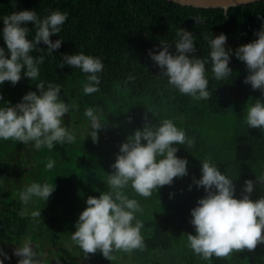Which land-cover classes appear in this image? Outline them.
<instances>
[{
  "label": "trees",
  "instance_id": "1",
  "mask_svg": "<svg viewBox=\"0 0 264 264\" xmlns=\"http://www.w3.org/2000/svg\"><path fill=\"white\" fill-rule=\"evenodd\" d=\"M21 9H34L39 16L53 10L66 11L68 16L61 32L50 36L52 40H63L51 55L47 45L39 42L40 51L31 53L34 57L44 56L39 77L31 81L22 74L15 85L5 81L0 85V101L15 104L29 90L39 94L35 83L40 80L45 86L48 82L61 85V98L79 105L78 110L63 117L65 125L76 132L77 142L36 150L31 143L0 140V246H20L25 238H30L34 247L40 245L44 249L48 245L56 249L59 244L73 257H90V264H209L187 244V234H194L189 210L205 194L202 186L198 188L193 183V177L200 175V160L210 157L221 172L233 178L237 197L245 179L254 181L250 198L264 194L257 181V175L264 174V130L247 126L244 119L246 106L260 98L261 93L243 82L248 69L232 56L229 66L233 73L227 80H215L210 65H206L210 97L196 100L157 76L159 69L148 50L158 51L160 40L164 39L168 40L169 51L174 52L173 40L179 27L196 37L194 55L206 56L209 48L204 36L221 32L227 35L225 47L235 50L255 39L260 17H264V0L226 10L169 0H16L15 8L10 0H0V17ZM194 17H200L201 22L197 23ZM26 26L31 38L35 32L32 22H26ZM0 46H5L2 38ZM81 51L102 58L104 68L99 73L98 93H83L86 74L78 68L57 66L63 53ZM130 75L134 77L131 80ZM89 106L100 109V118H105L96 142L86 135L88 121L83 111ZM145 118L157 123L170 118L193 139L191 146L179 145L176 153L189 161L188 174L160 186L148 198L137 196L130 187L126 189L144 208L143 214H137L144 224L143 249L115 250L110 260L99 250L85 254L72 240V246L68 241L75 221L86 207L87 196H98L107 190L106 180L113 171L110 165L119 144L135 128L142 127ZM48 159L55 161L54 168L44 166ZM32 182L54 183L55 188L46 201L29 204L28 213L21 217L19 212L25 205L18 193ZM39 208L41 222L36 223L30 212ZM73 257L66 254L59 264H78ZM45 264L57 262L47 260ZM211 264H264V243L252 250L234 251L228 257L213 256Z\"/></svg>",
  "mask_w": 264,
  "mask_h": 264
},
{
  "label": "clouds",
  "instance_id": "2",
  "mask_svg": "<svg viewBox=\"0 0 264 264\" xmlns=\"http://www.w3.org/2000/svg\"><path fill=\"white\" fill-rule=\"evenodd\" d=\"M10 3L15 8L16 0H10ZM67 16L66 11L60 10L39 16L34 9H21L0 17L3 25L0 38L6 46H0V85L5 81L15 85L22 74L31 81L37 80L44 56L34 57L31 53L40 51L38 44L41 41L47 45L49 55L61 46L63 38L52 40L50 36L61 32ZM194 19L201 22L200 17ZM260 19L261 26L254 32L255 39L238 45L235 50L225 47L227 35L221 32L204 36L209 48L206 56L194 55L196 37L179 27L173 40L174 52L169 51L168 40L161 39L159 50L149 49L148 56L159 69L157 76L166 78L169 86L196 100L210 97L206 65H210L213 78L221 81L233 73L229 66L232 56L243 61L248 69L243 82L261 93L260 98L246 106L244 119L247 126L264 130V17ZM29 21L35 29L31 38H28L31 30L26 26ZM64 65L86 74L84 94L100 91L99 73L104 68L102 58L82 51L63 53L57 66ZM133 78L128 77L129 80ZM35 84L39 94L29 90L15 104L0 101V140L31 143L36 150H52L56 144L76 143L77 134L65 125L63 117L78 110L79 105L69 104L61 98L59 84L48 82L45 86L43 80ZM83 115L88 121L86 135L96 142L105 118L101 119V110L93 106L86 107ZM193 143V139L172 119L164 118L157 123L145 118L142 127L135 128L119 144V151L110 165L113 171L108 173L106 180L107 190L98 196L86 197V207L79 212L71 240L85 254L99 250L109 260L115 250L143 249L141 230L144 224L137 214H143L144 208L136 197L127 194L126 189L130 187L137 196L148 198L160 186L170 185L174 178L187 175L189 161L176 153L179 145L191 146ZM44 166L52 169L55 161L48 159ZM199 171L200 175L193 177V183L198 188L202 186L205 194L197 198L189 210L194 234H187L188 247L211 264L213 256L228 257L234 251L252 250L258 243H264V194L256 199L250 198L254 181L245 179L237 197L233 178L221 172L210 157L200 160ZM257 181L264 191V174L257 175ZM54 188V183L47 182L26 185L18 193L19 200L25 205L19 215L25 216L27 206L35 200L46 201ZM30 217L33 222H41L40 208L31 210ZM14 254L19 257L17 264H41L30 238L16 246ZM0 255L3 256L0 264H4L8 255L3 249H0Z\"/></svg>",
  "mask_w": 264,
  "mask_h": 264
},
{
  "label": "rangeland",
  "instance_id": "3",
  "mask_svg": "<svg viewBox=\"0 0 264 264\" xmlns=\"http://www.w3.org/2000/svg\"><path fill=\"white\" fill-rule=\"evenodd\" d=\"M70 240L71 239H68V241L70 243V246H72L73 244H72V242ZM57 245L55 246L56 249H53L52 247L50 248L48 245H46L44 247V249L40 245L34 247L35 250L37 251V253L39 254V258H40L41 264H45V261H47V260L50 263L57 262V260H59V262H61L62 260L65 259L66 254H68L71 257H73V255L70 252H66L64 246H62V245L60 246L59 244H57ZM0 247H2V246H0ZM5 247L6 246H3L1 248V249H3V252L7 253V255H8V259L4 260V264H12V262H14V263L16 262L17 263V260L19 259V257H17L14 254V249H15L16 246H14V245L8 246L7 249H5ZM66 249H68V248H66ZM73 258H75L76 260H78L77 261L78 264H90L87 261V260H90V257H89V259H87V258H80L78 256H75ZM0 259H3V256L2 255H0Z\"/></svg>",
  "mask_w": 264,
  "mask_h": 264
},
{
  "label": "water",
  "instance_id": "4",
  "mask_svg": "<svg viewBox=\"0 0 264 264\" xmlns=\"http://www.w3.org/2000/svg\"><path fill=\"white\" fill-rule=\"evenodd\" d=\"M181 5L193 6V7H203V8H213L220 7L223 9H228L231 6H237L241 4H247L257 0H169Z\"/></svg>",
  "mask_w": 264,
  "mask_h": 264
}]
</instances>
